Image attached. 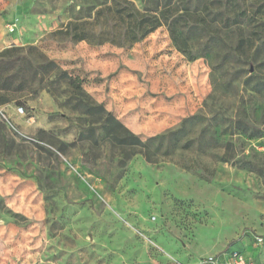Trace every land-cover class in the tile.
Wrapping results in <instances>:
<instances>
[{"label":"rangeland","instance_id":"obj_1","mask_svg":"<svg viewBox=\"0 0 264 264\" xmlns=\"http://www.w3.org/2000/svg\"><path fill=\"white\" fill-rule=\"evenodd\" d=\"M112 3L0 0V109L36 121L0 113V176L39 192L26 212L0 194V264H199L264 235V0H190L210 12L186 51L165 25L115 39Z\"/></svg>","mask_w":264,"mask_h":264},{"label":"trees","instance_id":"obj_2","mask_svg":"<svg viewBox=\"0 0 264 264\" xmlns=\"http://www.w3.org/2000/svg\"><path fill=\"white\" fill-rule=\"evenodd\" d=\"M154 9H140L128 0H113L112 8L117 14V23L114 25V38L121 36V40L136 42L142 40L162 25L167 26L170 38L179 51L189 48L185 37V29L190 23L205 22L209 10L207 7L192 9L190 0H155ZM264 35V27L260 30ZM260 35V36H261ZM258 37V40L261 37ZM103 109L102 105H89V109ZM109 134L126 145H144L140 134H135L124 127L111 111L107 112L102 124ZM120 127L122 131L116 129ZM94 129V127H91ZM147 157V155H146ZM149 158V157H148Z\"/></svg>","mask_w":264,"mask_h":264},{"label":"crops","instance_id":"obj_3","mask_svg":"<svg viewBox=\"0 0 264 264\" xmlns=\"http://www.w3.org/2000/svg\"><path fill=\"white\" fill-rule=\"evenodd\" d=\"M15 11L16 13H20L21 9L17 7ZM6 112L16 125L27 127L29 122L36 123L33 116L28 118V122L25 119V114H19L15 108H9ZM7 174L6 176H0V194L6 198L8 204L14 211L26 212V208L29 207L28 204H26L28 201L39 205V192L34 177L31 175L20 177L18 174H10V172H7ZM17 230L18 228L12 224L0 222V253L3 256H6L8 253L7 247L10 240V233ZM262 236L264 237V235ZM237 250L243 252L244 255L251 260L260 261L264 258V243L262 245H257L253 239L246 244L244 250ZM5 260L6 259H4V261Z\"/></svg>","mask_w":264,"mask_h":264},{"label":"built area","instance_id":"obj_4","mask_svg":"<svg viewBox=\"0 0 264 264\" xmlns=\"http://www.w3.org/2000/svg\"><path fill=\"white\" fill-rule=\"evenodd\" d=\"M10 31H15V27H10ZM17 112L19 114H25V109L23 106L17 107ZM2 117L16 129L15 123L8 116L6 111L0 109ZM257 245H262L264 243V237L262 235H255L252 237ZM199 264H264V258L260 261H255L248 259L243 252L238 250H232L230 252H223L221 254L209 255L199 262Z\"/></svg>","mask_w":264,"mask_h":264}]
</instances>
